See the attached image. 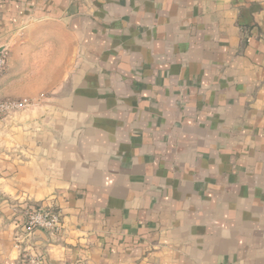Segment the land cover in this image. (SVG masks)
Here are the masks:
<instances>
[{
	"label": "crops",
	"instance_id": "1",
	"mask_svg": "<svg viewBox=\"0 0 264 264\" xmlns=\"http://www.w3.org/2000/svg\"><path fill=\"white\" fill-rule=\"evenodd\" d=\"M0 51L36 101L0 118V264H264V0H0Z\"/></svg>",
	"mask_w": 264,
	"mask_h": 264
},
{
	"label": "built area",
	"instance_id": "2",
	"mask_svg": "<svg viewBox=\"0 0 264 264\" xmlns=\"http://www.w3.org/2000/svg\"><path fill=\"white\" fill-rule=\"evenodd\" d=\"M8 55L0 51V77L3 75L7 65ZM36 101L27 98H0V118L14 112L28 109L35 105ZM61 212L54 206L38 208L27 213L23 235L18 236L17 246L21 247V238H30L37 230H48L58 232L62 228ZM42 260L29 249L23 251V264H41Z\"/></svg>",
	"mask_w": 264,
	"mask_h": 264
}]
</instances>
